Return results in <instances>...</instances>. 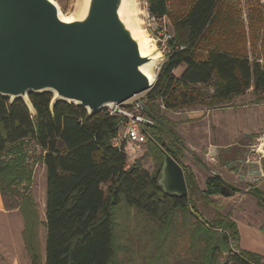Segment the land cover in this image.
<instances>
[{
  "label": "trees",
  "instance_id": "16d2710c",
  "mask_svg": "<svg viewBox=\"0 0 264 264\" xmlns=\"http://www.w3.org/2000/svg\"><path fill=\"white\" fill-rule=\"evenodd\" d=\"M146 1L151 16L170 17L175 33L173 50L145 104L144 115L151 121L144 129L154 160L152 172L140 161L128 166L124 151L113 145L124 116L111 115L107 108L90 114L84 106L67 101L52 107L51 92L30 93L33 113L24 100L0 95V191L16 197L14 206L24 218L23 238L32 264H116L114 213L123 200L158 224L162 240L180 212L195 219L192 242H202L203 254L180 264H264L262 255L233 251L239 231L230 214L217 212L208 221L198 211L195 197L202 196L219 211L224 200L241 189L216 174L202 189L184 163L182 140L164 113L197 104L222 107L250 89L253 102L264 101V65L248 54V44L256 50L257 41L264 54V5H250L245 23L243 11L229 0ZM182 65L185 70L177 77L174 70ZM31 148H38L40 155H32ZM165 152L183 167L188 196L166 194L160 185ZM39 162L47 178L43 221L30 194ZM223 186L231 196L222 195ZM252 192L264 207V193ZM41 227L46 229L45 255ZM224 253L227 258L221 263Z\"/></svg>",
  "mask_w": 264,
  "mask_h": 264
},
{
  "label": "water",
  "instance_id": "95a60500",
  "mask_svg": "<svg viewBox=\"0 0 264 264\" xmlns=\"http://www.w3.org/2000/svg\"><path fill=\"white\" fill-rule=\"evenodd\" d=\"M129 10V0H83L64 20L54 0H0V95L34 113L30 93L51 92L52 107L67 101L92 114L150 91L156 79L145 67L161 57L143 53ZM159 183L166 194H189L183 167L167 152ZM222 195L232 192L223 186Z\"/></svg>",
  "mask_w": 264,
  "mask_h": 264
},
{
  "label": "crops",
  "instance_id": "0c3cea01",
  "mask_svg": "<svg viewBox=\"0 0 264 264\" xmlns=\"http://www.w3.org/2000/svg\"><path fill=\"white\" fill-rule=\"evenodd\" d=\"M181 67L185 69L184 65ZM174 72L177 77L183 73ZM254 100L250 89L222 107L198 104L165 110V114L174 123L184 146L183 161L193 170L200 187H206L207 179L216 174L227 184L241 189L227 198L237 200L229 214L238 226L239 247L264 256V207L258 204L252 192L257 189L264 193V156L258 160L251 153V146L264 133V101ZM254 200L256 206L249 211L243 210L240 203H253ZM41 211L45 219L46 202ZM23 230L24 218L19 206L8 207L0 191V264H32ZM39 233L45 255V227Z\"/></svg>",
  "mask_w": 264,
  "mask_h": 264
},
{
  "label": "rangeland",
  "instance_id": "374dc122",
  "mask_svg": "<svg viewBox=\"0 0 264 264\" xmlns=\"http://www.w3.org/2000/svg\"><path fill=\"white\" fill-rule=\"evenodd\" d=\"M59 6L63 17L71 18L77 16L81 12L83 0H54ZM235 5L239 6L243 11L242 19L245 23L248 21L249 6L252 4H263L264 0H229ZM129 15L134 25L137 27L138 31L144 38L148 40V46L150 47V52H155L161 57V60L156 62L152 66V76L156 79L158 74L168 60L169 53L173 50L169 46L166 47L163 43L152 40V35H149L146 28L148 23V3L146 0H129ZM166 23L168 30L174 36V29L170 17L167 16ZM142 31V32H141ZM256 50H253L248 44V54L251 59H259L264 65V54L261 53V42L257 41ZM184 67L180 66L177 68L176 73L184 71ZM175 73V72H174ZM176 75V74H175ZM156 83V82H155ZM211 92V88H210ZM148 92L139 94L136 98H141L144 104L148 101ZM247 93V92H246ZM133 100H130L123 104L122 107L129 109ZM198 105V104H197ZM205 105V104H204ZM196 106V105H195ZM194 106V107H195ZM31 109V108H30ZM33 112V110L31 109ZM165 113V112H164ZM31 148V154L36 156L40 155L41 151L37 148ZM140 161L143 167L150 172L154 169V160L152 156L148 153L147 144H143L138 149L137 158L128 161L130 165ZM129 166V165H128ZM46 186L47 178L45 166L39 162L34 167L33 174V184L30 190L32 198L36 201L37 208L41 220H45L42 215V207L45 206L46 202ZM105 188V186H104ZM205 189V187H201ZM8 207L14 206L17 202L16 197L13 192H9L3 196ZM198 211L203 214L204 218L208 221H212L216 218L217 212L223 215H228L232 213L233 204L237 200H226V204H223L222 208L218 211L213 205H209L203 200L202 196H197L194 198ZM243 210L249 211L253 206H256V201L253 203L248 201L245 203H240ZM115 242L118 248V258L116 264H180L186 259H199L203 254V244L198 242L193 244L192 233L194 228L195 219L189 214L179 213L174 221L173 226H171V232L167 237L158 236L159 226L155 221L150 219L143 212L131 208L126 205L124 200L120 205L115 208ZM43 228V227H41ZM40 228V229H41ZM242 240V239H241ZM233 248L240 249L239 243H235ZM227 255L224 253L220 257V262L224 263L226 261Z\"/></svg>",
  "mask_w": 264,
  "mask_h": 264
},
{
  "label": "built area",
  "instance_id": "2783aa9c",
  "mask_svg": "<svg viewBox=\"0 0 264 264\" xmlns=\"http://www.w3.org/2000/svg\"><path fill=\"white\" fill-rule=\"evenodd\" d=\"M166 18L167 16L156 18L148 12L146 30L149 35H152V40L156 41V43L161 42L166 47L169 48L170 46L172 48L170 42L174 39L175 35L173 36L168 30ZM175 48L182 49L184 47L175 45ZM132 100L131 107L127 110L125 107H122L123 104L113 108H107L111 115L119 114L124 116L119 123L118 133L113 140V145L124 151L129 162L137 158L139 147L145 144L147 136L144 127L148 123H151L144 115L145 104L143 100L136 97ZM251 151L255 155L254 158H258V160L264 156V133L251 146ZM128 165L130 166V163ZM233 251L239 253L240 249L233 248Z\"/></svg>",
  "mask_w": 264,
  "mask_h": 264
},
{
  "label": "bare ground",
  "instance_id": "6f19581e",
  "mask_svg": "<svg viewBox=\"0 0 264 264\" xmlns=\"http://www.w3.org/2000/svg\"><path fill=\"white\" fill-rule=\"evenodd\" d=\"M62 17H63V15H62ZM64 18V20H70V19H72V18H67V17H63ZM135 32L137 33V35L140 37V43H141V48H142V51H143V53L144 54H151V53H153V52H150V47L148 46V40L146 39V38H144V36H142L141 34H140V32L136 29L135 30ZM142 32V31H141ZM152 66H153V64H149V65H147L146 67H145V71H146V73L152 78V79H154V77L152 76ZM138 96V95H137ZM136 96V97H137ZM135 98V97H134ZM134 98H132V99H134ZM132 99H130V100H132ZM129 100V101H130Z\"/></svg>",
  "mask_w": 264,
  "mask_h": 264
}]
</instances>
